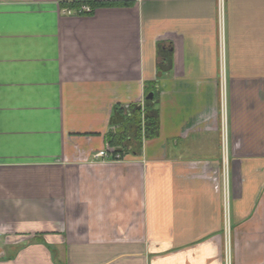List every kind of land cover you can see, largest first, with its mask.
Segmentation results:
<instances>
[{
	"label": "crops",
	"instance_id": "1",
	"mask_svg": "<svg viewBox=\"0 0 264 264\" xmlns=\"http://www.w3.org/2000/svg\"><path fill=\"white\" fill-rule=\"evenodd\" d=\"M73 1L0 0V264H264V0Z\"/></svg>",
	"mask_w": 264,
	"mask_h": 264
},
{
	"label": "built area",
	"instance_id": "2",
	"mask_svg": "<svg viewBox=\"0 0 264 264\" xmlns=\"http://www.w3.org/2000/svg\"><path fill=\"white\" fill-rule=\"evenodd\" d=\"M78 1V8L70 9L66 8L64 9L65 13H78V14H90L94 11V6L91 4L93 0H77ZM221 12H222V1H221ZM221 124H220V132H221V138H222V146L224 149L227 147L228 139H229V123H228V114H227V107L225 102V91L224 86L221 88ZM109 153H111L110 149H103L95 153V157H107L109 156ZM116 158H118L116 156ZM226 264H231L229 254L226 255Z\"/></svg>",
	"mask_w": 264,
	"mask_h": 264
},
{
	"label": "trees",
	"instance_id": "3",
	"mask_svg": "<svg viewBox=\"0 0 264 264\" xmlns=\"http://www.w3.org/2000/svg\"><path fill=\"white\" fill-rule=\"evenodd\" d=\"M73 6L74 7H76V8H78L79 7V5H78V1L76 0V1H73ZM91 4L93 5V2H91ZM150 91V89H149V87H147V93ZM141 117H142V114H141V111L139 110V109H133V111L131 110V112L129 113V115H128V118L126 119V121L124 122V124H123V127H121L123 130H126L127 129V125H128V123H129V121H134V122H136V123H140V121H141ZM148 133L149 134H154V129H152V128H149L148 127ZM141 134H142V132H141V129H139V131H138V133H137V139L138 140H141ZM118 136H121L120 134L118 135ZM124 137V136H123ZM134 148H132V150H133Z\"/></svg>",
	"mask_w": 264,
	"mask_h": 264
},
{
	"label": "water",
	"instance_id": "4",
	"mask_svg": "<svg viewBox=\"0 0 264 264\" xmlns=\"http://www.w3.org/2000/svg\"><path fill=\"white\" fill-rule=\"evenodd\" d=\"M153 94H154V91H151V92L146 96V98H147V99H152V98H153Z\"/></svg>",
	"mask_w": 264,
	"mask_h": 264
}]
</instances>
